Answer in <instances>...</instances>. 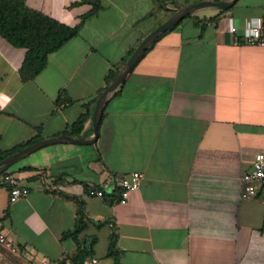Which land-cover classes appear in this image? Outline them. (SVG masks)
<instances>
[{"label":"crops","instance_id":"0c3cea01","mask_svg":"<svg viewBox=\"0 0 264 264\" xmlns=\"http://www.w3.org/2000/svg\"><path fill=\"white\" fill-rule=\"evenodd\" d=\"M80 1L27 0L81 26L32 81L19 74L26 51L0 37L3 150L67 135L87 107L92 113L72 137H92L93 100L112 67L170 12L226 0H167L162 9L156 0H102L83 22L92 7L71 6ZM190 16L156 41L110 99L95 143L44 147L0 175V233L17 264H72L78 244L63 236L74 230L80 202L87 264H264V187L241 197L242 176L264 153V47L241 41L247 22L264 27V0ZM135 171L145 175L140 189L114 203L119 177ZM5 174L29 194L12 202ZM114 236L117 260L108 254Z\"/></svg>","mask_w":264,"mask_h":264},{"label":"trees","instance_id":"16d2710c","mask_svg":"<svg viewBox=\"0 0 264 264\" xmlns=\"http://www.w3.org/2000/svg\"><path fill=\"white\" fill-rule=\"evenodd\" d=\"M156 1L159 9L167 6V0ZM82 4H88L92 7L91 10L82 17V22L86 18L94 16L102 10V0H82L80 2L73 3L71 6H78ZM173 13L174 12H170L168 18ZM190 17L192 16H188L187 18ZM183 21H181L177 26L182 24ZM201 22L202 20H196L197 24H200ZM177 26L173 27L169 31L174 30ZM80 27V24L71 27L41 11L30 8L27 5V0H0V37L7 41L11 46L26 51L24 61L19 70V74L23 82L34 80L47 67L50 55L59 51L70 40L78 36ZM155 44L156 43H154L148 51H150ZM136 48L131 49L119 64L112 67L105 79V86L99 90L97 96L93 100L94 104H96L104 90L114 81L115 77ZM124 84L125 83H123L114 92L111 99L120 94ZM1 113L2 112L0 111V115ZM91 113V109L87 107L86 112L82 114L73 124H71L64 134L75 137L80 136L84 129L85 122L89 119ZM41 139V136H37L11 150H3L0 146V161L21 151L25 147L40 141ZM82 206L83 204L80 202L78 218L74 230L65 233L63 236L64 238H72L78 244L77 252L69 257L72 264H85L86 258L92 254L91 251L87 250L82 245V241H80V235L87 226ZM7 216L8 212L4 218ZM115 239L116 236L112 239L108 254L117 260L118 251L115 249ZM116 264L119 263L116 262Z\"/></svg>","mask_w":264,"mask_h":264},{"label":"water","instance_id":"95a60500","mask_svg":"<svg viewBox=\"0 0 264 264\" xmlns=\"http://www.w3.org/2000/svg\"><path fill=\"white\" fill-rule=\"evenodd\" d=\"M238 0H226L220 3L205 2L189 7H184L176 9L175 12L158 28L149 33L144 40L138 45L134 50L130 58L127 60L125 65L121 68L114 81L104 90L102 95L99 97L95 104L93 112V136L86 138H73L70 135H61L54 138L43 139L34 144H31L21 151L7 157L6 159L0 161V175L4 174L12 165L23 160L24 158L30 156L31 154L39 151L40 149L60 143H71L77 145H90L97 141L99 137V129L103 119L105 109L110 101L114 92L128 79L129 75L139 63V61L144 57L151 46L156 43L164 34H166L173 27L177 26L181 21L186 19L188 16L194 14L196 11L207 8V7H217L221 9H228L235 5Z\"/></svg>","mask_w":264,"mask_h":264},{"label":"built area","instance_id":"2783aa9c","mask_svg":"<svg viewBox=\"0 0 264 264\" xmlns=\"http://www.w3.org/2000/svg\"><path fill=\"white\" fill-rule=\"evenodd\" d=\"M230 31L232 33H237L238 28L230 25ZM246 45H256L264 47V27L262 25H257L252 22H247L243 38L241 41ZM145 175L141 172H131L126 175L119 177L118 180V197L113 200L114 203L125 201L130 193L138 191L141 187L142 181ZM3 183L10 190V200L12 202L17 201L20 198L26 197L29 194V189L20 185L19 180L13 175L7 174L3 177ZM242 183V193L241 197L243 199H248L255 196L259 189L264 187V153H258L255 155L253 169L250 172L245 173L241 178ZM97 196L105 198V193L101 190H97ZM7 242L6 236L0 233V243L5 245ZM13 253H18L19 249L17 247H11ZM34 264H58L50 260H42L35 262ZM87 264V263H85Z\"/></svg>","mask_w":264,"mask_h":264},{"label":"rangeland","instance_id":"374dc122","mask_svg":"<svg viewBox=\"0 0 264 264\" xmlns=\"http://www.w3.org/2000/svg\"><path fill=\"white\" fill-rule=\"evenodd\" d=\"M0 264H17L10 251L0 243Z\"/></svg>","mask_w":264,"mask_h":264}]
</instances>
